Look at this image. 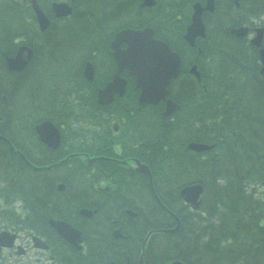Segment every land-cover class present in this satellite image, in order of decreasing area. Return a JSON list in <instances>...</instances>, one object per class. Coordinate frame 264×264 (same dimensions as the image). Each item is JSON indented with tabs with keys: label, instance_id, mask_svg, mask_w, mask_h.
<instances>
[{
	"label": "flooded vegetation",
	"instance_id": "1",
	"mask_svg": "<svg viewBox=\"0 0 264 264\" xmlns=\"http://www.w3.org/2000/svg\"><path fill=\"white\" fill-rule=\"evenodd\" d=\"M159 1L0 0V162L5 160L8 169L0 173H8L6 178L10 181L23 178L26 190L39 186L50 188L51 192L67 190L70 198L74 195L72 200L75 205L81 204L79 216L92 218L101 212L100 216L107 222L105 232L114 238L126 235L120 217L110 218V212L104 211L111 208V196L116 198L115 206L128 212V209H134L123 203L124 195L136 197L144 187L151 191L148 174L139 169L137 161L149 167L153 183L157 177L143 157L147 153V143L140 133L134 132V123L126 122V99L135 95L136 102L140 104V89L126 69L118 70L115 53L124 49L126 43L122 38L114 43L115 33L125 28L150 27L154 30V37L165 40L177 51L181 57L180 71L172 79L171 86H167L169 94L166 98L174 100L180 95L190 105L196 96L198 105L206 102V78L211 63L210 52H206L211 45L208 36L196 37L191 44L182 41L190 23L194 1L204 5V24L224 9L221 13H229L231 18L230 29L244 27V33H231L240 42L239 47L232 50L239 51L235 56L241 58V67L245 66L244 60L249 59L258 72L262 68L264 0L257 12H254V7L258 0H237L239 5L236 0H212L214 7L211 10L206 8V0L177 1L175 10L168 0ZM90 6L100 17V24L87 30L86 44L79 45L78 51L73 48L71 58L69 51L58 42L71 39L73 23L84 20ZM245 13L251 14V17L241 21ZM170 14L175 17L171 18ZM176 33V39L168 38ZM96 44L101 45V52H95ZM185 47L190 53L183 55ZM79 50L84 51L81 58L77 57ZM212 51L223 65L227 54ZM243 71L244 68L240 70ZM115 72H118V78L114 77ZM114 79L116 82L107 92L110 100L98 102L100 90L111 85ZM255 79L261 80V76ZM32 83H36L33 96ZM174 87L185 89L175 93ZM256 87L264 93L262 84L258 83ZM196 90H199L198 94ZM160 104L165 105L166 100L163 99ZM32 113L36 117H32ZM48 115L64 119L56 123L55 119L47 118ZM198 120L201 121V118ZM43 121H50L56 130L44 126L37 131L36 126ZM16 165L18 171L15 170ZM2 166L0 164V168ZM10 181L0 182V219L9 220L6 226L0 228V234H7L4 238L7 243L11 235L14 239L11 247L0 245V264H19L13 259V254L23 256L29 248L51 253L50 258L57 259L59 235L51 227L39 234L32 231L28 228L31 221L28 212L23 219L28 229L25 235L28 240L18 242L19 233L8 216L12 214L5 209L10 203L5 195ZM80 195L82 198L76 199L75 196ZM20 204V208L28 210L25 202ZM82 208L91 210L92 214L81 213ZM187 211H190L189 206ZM49 218L64 220L79 229L83 246L86 239L94 240V229L104 233L90 222L75 225L66 218L54 216H49L47 222ZM103 242L104 253L109 256V239ZM129 262L126 257L125 263ZM143 262L152 264L144 257ZM109 263L117 264L115 261Z\"/></svg>",
	"mask_w": 264,
	"mask_h": 264
},
{
	"label": "trees",
	"instance_id": "2",
	"mask_svg": "<svg viewBox=\"0 0 264 264\" xmlns=\"http://www.w3.org/2000/svg\"><path fill=\"white\" fill-rule=\"evenodd\" d=\"M258 1L262 3V0ZM88 10L93 11V8ZM170 17L174 18L173 14ZM177 34L168 38L176 39ZM100 49L101 45L94 46L95 52ZM223 63L225 66L221 63L213 64L210 71L220 80V89L208 91L206 102L202 105L194 103L188 113L178 111L171 117H163L161 104L140 105L136 102L135 95L126 99V122L134 123V132L140 135L145 132L142 138L150 140L144 141L147 143V153L143 157L155 170V174L160 175V179L156 177L160 187L157 195L168 208L177 210L180 215V226L176 231H158L149 238L144 259L150 263L179 259L187 264H264V200L250 192L244 181L259 183L264 179V151L259 147L262 144L259 141L264 139V117L253 114L259 119L252 120L247 114L249 108L246 105L228 103L233 95H224L221 90L235 89V82L227 76L229 67L232 64L239 65L235 71L242 68L248 70V67H241V58L238 56L233 59L227 56ZM31 116L36 117L35 113ZM47 117L55 119L56 123L64 119L58 116ZM193 118H201L203 126L190 133L189 120ZM147 121L149 123L143 128ZM218 135L223 136V141L219 142L220 150L203 152L205 157L201 161L205 173V180H201L205 186L202 196L204 212L202 215L189 217L177 192L183 181L182 175L189 167L183 153L185 144L191 138L209 141L217 139ZM250 150L254 151L253 155ZM6 163L5 160L0 162L3 165L0 172L8 171ZM190 163L194 167L200 162L191 158ZM63 166L66 167V163ZM17 169L16 165L15 170L18 171ZM6 177L8 173H0V182L10 181ZM12 180L9 188L5 189V195L9 198L7 201L11 203L7 211L16 218L11 205L17 198L25 202L28 210L25 209L24 213H29L32 229L48 231L51 228L46 219L54 216L66 218L75 225L78 222L84 225L90 222L95 228L99 227L98 231H104L96 232L94 229V240L86 239L85 252L74 249L59 238L58 258L63 264H111L109 261L127 264L126 257L130 260L128 264H135L146 231L154 226H168L172 223V218L161 210L154 194L144 187L136 197L123 196L126 207H133L135 210L134 216L115 206L116 198L111 196V208L104 211L110 212V218L120 217L126 235L114 238L105 232L107 222L106 218L100 216L101 212H97L92 218L79 216L81 204L75 205L72 200L74 195L70 198L67 190L51 192L50 188L45 189L43 186L26 190L23 178ZM170 186L176 187L175 192L168 191ZM75 197L81 199L82 195ZM136 227H140L139 230ZM105 239H109V256L104 253Z\"/></svg>",
	"mask_w": 264,
	"mask_h": 264
},
{
	"label": "water",
	"instance_id": "3",
	"mask_svg": "<svg viewBox=\"0 0 264 264\" xmlns=\"http://www.w3.org/2000/svg\"><path fill=\"white\" fill-rule=\"evenodd\" d=\"M201 12L202 7L198 3H194L191 13V23L187 27L185 34V38L188 39L190 44L193 41L194 35L199 33L202 29L200 19ZM231 31L244 33L245 28H238ZM118 36L127 43L125 49L121 51L117 50L115 53V58L118 62V70L124 68L128 71L129 75L135 77V85L140 88L141 91L139 95L140 102L156 103L158 99L165 96L167 93L166 85L178 72L180 63L178 54L172 51L165 42L155 39L151 28H143L141 30L126 29L122 30ZM115 82L116 79L113 80L111 85L109 84L106 88L100 90L98 102L106 103L110 100L111 96L107 93L108 88L111 90ZM174 106L172 101H167L164 114L170 113L174 109ZM42 126H49L52 130H56L49 121L42 122L36 128L40 130ZM194 147L201 149L206 147V145L197 144ZM144 171L148 172L147 169ZM181 191L185 198H188L187 200H191L195 205L197 204L195 195H197L199 191L198 187H184ZM81 213L87 216L91 215V211L85 208L81 209ZM49 222L60 236L74 244L77 248H80V245L77 244V242L80 241V231L78 229L60 220L50 219ZM174 263L179 262L172 261L169 264ZM137 264H143L141 258Z\"/></svg>",
	"mask_w": 264,
	"mask_h": 264
},
{
	"label": "rangeland",
	"instance_id": "4",
	"mask_svg": "<svg viewBox=\"0 0 264 264\" xmlns=\"http://www.w3.org/2000/svg\"><path fill=\"white\" fill-rule=\"evenodd\" d=\"M242 3L245 4V1H243ZM261 7H262V3L258 2L257 5L254 7V12H257L258 9L261 8ZM222 10L223 9L219 10L218 11V14H222L221 13ZM244 17H245V20L244 21H247L248 20L247 18L248 17L250 18L251 17V14L245 13ZM250 22L251 21H249L247 23H250ZM223 38L227 42L228 41L229 42L232 41V39L229 38V37H225L224 36ZM58 43L60 45H63V49L64 50H68L69 51V53L71 54V58H72L73 55H74V49H73L74 47H73V41H72V39H70V40L63 39V41H61V42L59 41ZM68 44H71V45H68ZM249 52H250V50H249ZM83 54H84V51L83 50H79V54H78L77 57L78 58H81ZM232 74L235 75L234 73H232ZM237 76L241 77V79H244L245 82H244L243 85H241V88H239V87L236 88L235 87L234 92H233V95L234 96L235 95H238L239 96L241 94V96L243 98H245V100L247 101L251 97V94H252V88H251V85L249 83L250 80H249V78L247 76V72L246 73H242V74H237ZM263 82H264V80H263ZM214 84L220 86V83L219 82H216L212 78H207V87H208V90H213L215 88V85ZM198 91L199 90H196V93H198ZM31 93H32V89H31ZM231 93H232V91L226 92V94H231ZM260 100H261V102H260ZM185 101L186 100H183V101H181V103L184 104ZM235 102L238 103V104H241L242 103V101L238 97H235V98H233V99H231V100L228 101V103H235ZM245 104L248 107L250 105L251 108L250 107L249 108L252 111H254V112H255V110L252 109V108H256L257 107V109H259L261 107V108H263L262 112L264 113V94H262L260 96H254V95H252V97L250 99V102H249V105H248V103H245ZM179 111H182L183 112V109L181 108V110H179ZM245 111H247V110H245ZM153 113L154 112H151V114H153ZM250 117L252 119H257L258 118V117H255V116H250ZM148 123H149V121H147V123L143 126V128L146 127ZM145 134H146L145 132L142 133V135H145ZM144 141L149 142L150 140L144 139ZM262 150H264V148ZM214 151H217V152L219 151L218 145L214 148ZM258 191H259L258 192V197L264 198V188L261 187V188H259ZM142 195L144 196V195H147V194H142ZM14 205H15V208L17 210L16 212H19L20 211L19 205H21L19 203V201H17ZM8 221L9 220L2 219L1 218L0 219V228H3V226H6L8 224L7 223ZM13 225L15 227H19L20 226V223H18V224H14L13 223ZM27 231H28V229H24V230H20V231L17 232V233H19V235H18V237H19L18 242H20V241H27L28 240L26 238V236H25L26 233H27ZM49 254H51V253H42V252H40L38 250L29 248V250L27 251V253L24 254L23 256H18V255L13 254V256H14L13 259L15 261L19 262V264H58L57 261H56V259H51L50 258V255ZM13 259H11L10 261H12ZM54 261H56V262H54Z\"/></svg>",
	"mask_w": 264,
	"mask_h": 264
},
{
	"label": "bare ground",
	"instance_id": "5",
	"mask_svg": "<svg viewBox=\"0 0 264 264\" xmlns=\"http://www.w3.org/2000/svg\"><path fill=\"white\" fill-rule=\"evenodd\" d=\"M180 2H184V0H179ZM229 13H222V14H216V15H213L209 22L207 24H204L203 21L201 22L202 23V29L200 30L199 33L195 34L193 39L198 37V36H202V35H205V36H212V35H220L222 38L225 36V37H228L232 32L230 30V26H229V21L231 20L230 18V15H228ZM245 18H242L241 21H244ZM100 23V17L98 15L94 16L93 20L90 22V24H88L86 26V29H91L92 27H96L97 25H99ZM120 39V37L118 36L117 33H115V38H114V42H118ZM183 43H188V39L184 37V39L182 40ZM235 48V47H239L237 43L235 42H227L224 38L221 42V44H217V45H213L210 47V49H207L206 52H211L212 50H215L217 52H224V54H227V56H231L232 55V48ZM114 77L115 78H118L119 77V74L118 72H115L114 73ZM150 133H152L153 135L154 132H152L151 130H149ZM217 139L215 140H209V146L210 148L214 149L218 144L219 142L223 141V136L222 135H218L216 137ZM193 152L195 154L199 153L200 150L198 148H194L193 149Z\"/></svg>",
	"mask_w": 264,
	"mask_h": 264
}]
</instances>
